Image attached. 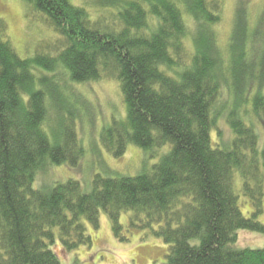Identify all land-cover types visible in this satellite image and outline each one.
<instances>
[{
  "label": "trees",
  "instance_id": "trees-1",
  "mask_svg": "<svg viewBox=\"0 0 264 264\" xmlns=\"http://www.w3.org/2000/svg\"><path fill=\"white\" fill-rule=\"evenodd\" d=\"M24 1L57 35L23 58L0 19V264H62L54 246L92 245L85 222L99 228L102 211L117 236L128 212L163 238L166 264H264V246L237 245L241 229L264 234L254 121L264 120V58L259 73L246 62L240 14L226 54L222 0H100L96 17L71 0ZM104 80L119 83L126 107L102 131L104 148L116 158L129 145L150 158L168 150L137 175L95 176L90 191L72 178L35 188L50 166L80 164L73 89Z\"/></svg>",
  "mask_w": 264,
  "mask_h": 264
},
{
  "label": "rangeland",
  "instance_id": "rangeland-1",
  "mask_svg": "<svg viewBox=\"0 0 264 264\" xmlns=\"http://www.w3.org/2000/svg\"><path fill=\"white\" fill-rule=\"evenodd\" d=\"M74 5L84 7L96 17L104 13L105 8L97 5L100 0H71ZM224 6L222 22L216 26L218 44L227 54L231 39L240 18L244 19L246 39V62L252 63L259 73V64L264 58V0H222ZM107 10H115L114 7ZM0 19L7 25V33L17 51L23 58H32L37 45L46 39L56 37L57 33L43 20V14L34 10L24 0H0ZM227 57V56H226ZM41 74H39L40 76ZM259 87H256L255 92ZM73 93L82 99L73 103V111L77 118V133L85 154L77 167L53 165L40 172L34 184L35 188L47 187L57 181L68 179L79 180L85 190L93 187L95 176H113L115 173L137 175L145 164L151 166L168 149H161L154 158L148 157L149 152L135 145H129L126 153L120 158L114 157L102 145L101 133L114 120L126 118V107L122 99L119 83L114 80L84 83L75 85ZM264 91V87H263ZM233 102L230 101L229 105ZM252 108V101L243 105ZM66 107L71 108L68 104ZM258 132L261 136L260 146L264 145V120L255 116ZM223 122V121H222ZM221 122V125H225ZM260 126H262L260 128ZM55 129V128H52ZM216 132L213 130L212 134ZM53 139V133L51 132ZM241 209L245 215H251L254 208L245 196L240 197ZM131 213L122 214V240L117 236L110 217L102 211L100 226L95 228L85 222L87 232L92 236L90 246H81L73 251H65L60 244L54 246L62 264H166L168 245L163 238L155 236L150 230L135 226L129 220ZM264 221V212L258 215ZM59 235L57 234V242ZM241 247L258 248L264 246V234L241 229L239 241Z\"/></svg>",
  "mask_w": 264,
  "mask_h": 264
}]
</instances>
